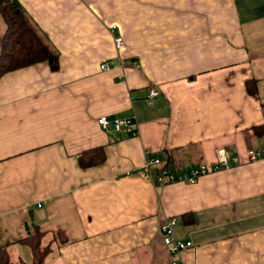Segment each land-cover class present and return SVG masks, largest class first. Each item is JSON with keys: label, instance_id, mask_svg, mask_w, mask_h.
I'll use <instances>...</instances> for the list:
<instances>
[{"label": "crops", "instance_id": "0c3cea01", "mask_svg": "<svg viewBox=\"0 0 264 264\" xmlns=\"http://www.w3.org/2000/svg\"><path fill=\"white\" fill-rule=\"evenodd\" d=\"M16 1L59 68L0 76L9 259L32 261L23 239L38 226L42 264H264V0ZM104 114L134 115L136 133L102 128ZM97 146L105 160L82 167L78 156ZM219 147L238 162L196 182L158 184L142 170L148 154L175 171L213 164ZM170 217L192 246L163 243Z\"/></svg>", "mask_w": 264, "mask_h": 264}, {"label": "trees", "instance_id": "16d2710c", "mask_svg": "<svg viewBox=\"0 0 264 264\" xmlns=\"http://www.w3.org/2000/svg\"><path fill=\"white\" fill-rule=\"evenodd\" d=\"M0 13L5 21V30L0 37V76L5 72L45 61L52 70L59 68V52L51 45L44 33L31 21L16 0H0ZM248 91L256 93L254 81H247ZM260 129L255 126L254 130ZM259 133V132H258ZM105 160L103 146L84 150L78 161L82 167H87ZM43 231L38 226L34 232L24 237L32 250L31 262L13 263L4 245L0 244V264H42L48 246H41L40 237Z\"/></svg>", "mask_w": 264, "mask_h": 264}, {"label": "built area", "instance_id": "2783aa9c", "mask_svg": "<svg viewBox=\"0 0 264 264\" xmlns=\"http://www.w3.org/2000/svg\"><path fill=\"white\" fill-rule=\"evenodd\" d=\"M124 39L121 34L115 36V44L117 47H122ZM102 69H108L109 65L107 62L101 64ZM159 94V90L151 86L148 90V97L154 98ZM97 122L104 129L114 130H126L131 134L136 133L134 127L136 123V117L134 115H127L121 117H110L106 114L100 115L97 118ZM260 150H249V157L255 159L260 155ZM238 156L234 155L230 157L227 150L224 147H219L216 150V160L213 164H193L180 171H175L165 166L159 157L148 154L146 162L142 167L145 175L151 176L155 183L162 184L170 181H185V182H196L202 175L211 171H216L222 168L229 167L231 163L238 162ZM175 217H170L164 223L161 224L160 230L162 233L163 243L169 248L171 252H178L181 249L192 246L191 240H184L177 238L173 231V224L175 223ZM172 264H178L177 260H174Z\"/></svg>", "mask_w": 264, "mask_h": 264}]
</instances>
